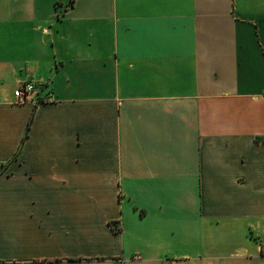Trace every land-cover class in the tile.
Returning a JSON list of instances; mask_svg holds the SVG:
<instances>
[{
	"label": "crops",
	"instance_id": "crops-1",
	"mask_svg": "<svg viewBox=\"0 0 264 264\" xmlns=\"http://www.w3.org/2000/svg\"><path fill=\"white\" fill-rule=\"evenodd\" d=\"M0 264H264V0H0Z\"/></svg>",
	"mask_w": 264,
	"mask_h": 264
},
{
	"label": "built area",
	"instance_id": "built-area-1",
	"mask_svg": "<svg viewBox=\"0 0 264 264\" xmlns=\"http://www.w3.org/2000/svg\"><path fill=\"white\" fill-rule=\"evenodd\" d=\"M37 83L34 81H27L21 83L14 92V95L18 103H25L27 101L34 100V96L37 93ZM53 97H48L47 100H52Z\"/></svg>",
	"mask_w": 264,
	"mask_h": 264
},
{
	"label": "trees",
	"instance_id": "trees-1",
	"mask_svg": "<svg viewBox=\"0 0 264 264\" xmlns=\"http://www.w3.org/2000/svg\"><path fill=\"white\" fill-rule=\"evenodd\" d=\"M30 125H31V122L29 123L28 129L30 128ZM115 230L118 231L119 229L115 227Z\"/></svg>",
	"mask_w": 264,
	"mask_h": 264
}]
</instances>
